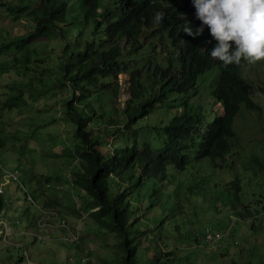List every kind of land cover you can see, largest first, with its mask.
Instances as JSON below:
<instances>
[{"label":"rangeland","instance_id":"1","mask_svg":"<svg viewBox=\"0 0 264 264\" xmlns=\"http://www.w3.org/2000/svg\"><path fill=\"white\" fill-rule=\"evenodd\" d=\"M28 2L0 0V43L34 29L35 22L29 13L9 10ZM63 47L59 37L37 42L32 48L33 71L29 74L15 67L21 68L24 64L15 60L16 46L0 55V187L5 183L2 169L19 171L21 182L37 199V204L31 205L21 188L3 185L0 220L14 223L17 231H33L45 237V240L31 236L10 238L25 245L27 257L23 249L4 243L0 234V264H30L29 261L32 264H120L123 256L118 237L101 229L83 210L89 196L75 183L74 173L81 170V161L69 150L73 151L77 143L75 126L63 118L64 103L71 93L69 90L62 93L49 85H54L53 80L58 76L55 68L63 61L58 59L63 58ZM167 55L168 51L163 50L153 59V68ZM148 59L141 56L138 63L126 60L129 68L127 73L120 74L118 99L108 92L92 99L97 113L103 109L108 113L105 118L109 119L111 114L113 119V123L110 119L105 121L109 125L102 119L93 121L95 125L102 122L98 133L103 151L132 144L131 132L117 135L115 132L125 126L123 110L131 98L129 72ZM219 73L220 69L215 66L199 78L197 96L171 95L168 102L137 122L133 127L138 142L162 148L163 126L174 115L183 113V102L202 113L207 123L212 122L221 113L219 102L211 96ZM240 73L259 109L248 111L241 105L233 120L237 143L224 169L212 168L207 160L197 161L198 150L192 147L185 171L168 167L165 176L152 175L140 188L126 189L125 201L138 219L129 225L135 264H264V61H244ZM37 75L47 83L34 79L36 89L27 93V103L22 108L4 110L5 102L18 94L17 85L30 82ZM255 156L262 158L263 169L250 168ZM235 179L240 186L238 194L231 189ZM48 199H55L52 207L47 205ZM244 207H248L250 215L241 218L239 213ZM40 208L58 211L59 217L51 215L50 218L56 227L38 228L42 219ZM15 220L20 223L16 224ZM63 221L77 232V242L70 241L68 230L59 226ZM207 227L226 233L222 249L215 250L204 242Z\"/></svg>","mask_w":264,"mask_h":264},{"label":"trees","instance_id":"2","mask_svg":"<svg viewBox=\"0 0 264 264\" xmlns=\"http://www.w3.org/2000/svg\"><path fill=\"white\" fill-rule=\"evenodd\" d=\"M9 10L29 13L35 22L31 32L0 43V55L16 46L15 60L25 64H21V68L15 66L18 70L23 68L29 74L33 69L30 66L34 59L32 48L40 40L59 37L64 43L63 58H58L63 61L55 68L58 76L53 80L54 85H49L62 93L65 90L71 93L64 103L63 118L75 126L77 143L73 151L69 150L81 161V170L75 172L74 177L76 185L89 196L83 210L101 229L118 237L123 250L120 264H135L129 225L138 219L125 201L126 189L140 188L152 175L165 176L168 167L177 172L185 171L192 147L198 150L197 161L207 160L212 168L224 169L237 143L233 120L241 105L248 111L259 109L250 97L249 84L240 73L244 61L225 66L211 58L207 50L216 42L206 26L198 36L181 30L185 21L193 28L201 24L195 16L192 0H29L28 4H17ZM163 50L168 51L167 57L153 68V59ZM141 56L149 59L129 72L131 98L123 110L125 126L115 132V135L131 132L132 144L103 151L98 133L102 122L95 125L93 121L102 119L109 125L108 120L113 123V119L111 114L106 119L108 113L103 109L102 113H97L92 99L103 92L118 99L120 74L127 73L129 68L126 60L138 63ZM215 66L220 73L211 96L220 104V115L207 123L202 113L183 102V113L174 115L163 126L162 148L138 142L133 127L137 122L168 102L171 95L197 96L199 78ZM38 77L32 76V81L17 85L18 94L12 95L3 109L22 108L27 103V93L36 89L34 79L47 83L43 77ZM251 161L250 168L263 169L262 158L255 156ZM231 189L239 193L236 179ZM54 203L55 199L47 201L50 207ZM229 206L236 209L233 203ZM245 214L250 215L248 207H244L239 216L243 218Z\"/></svg>","mask_w":264,"mask_h":264},{"label":"clouds","instance_id":"3","mask_svg":"<svg viewBox=\"0 0 264 264\" xmlns=\"http://www.w3.org/2000/svg\"><path fill=\"white\" fill-rule=\"evenodd\" d=\"M192 4L201 24L193 28L185 21L181 30L198 36L206 26L216 42L207 50L211 58L225 66L264 61V0H192Z\"/></svg>","mask_w":264,"mask_h":264},{"label":"built area","instance_id":"4","mask_svg":"<svg viewBox=\"0 0 264 264\" xmlns=\"http://www.w3.org/2000/svg\"><path fill=\"white\" fill-rule=\"evenodd\" d=\"M2 172L4 173V179H5V183L3 185H7V184L16 185L17 187L21 188L24 191L26 201L29 204L31 205L37 204V199L35 198V196L29 193L27 187L21 182V174L19 171H7L5 169H2ZM3 185L0 187V195L4 194ZM40 210L42 212V219L37 224L38 228L40 229L44 227H56V225L50 221V218L51 215H53L54 217H59L58 211L49 208L48 209L40 208ZM15 223L19 224L20 222L15 220ZM0 224L3 225L2 230H0V234L3 235L2 237L3 242L6 244H10L12 246H16L21 250L23 249L24 256L29 257L28 252L24 250L25 245L21 242H17L15 240L10 239L11 237L18 238L22 236H31L36 239L45 240V237L43 235H39L38 233H35L33 231H27V232L17 231L14 223L0 220ZM59 226L66 228L68 230V232L70 233V237H69L70 241L77 242L79 240V235L77 234V232L73 231L66 221L60 223ZM225 236L226 233L215 231L213 230V228L207 227L204 234V242L215 250L222 249L223 239ZM29 263L32 264L30 261Z\"/></svg>","mask_w":264,"mask_h":264}]
</instances>
